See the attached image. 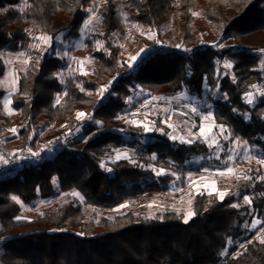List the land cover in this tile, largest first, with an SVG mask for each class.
Listing matches in <instances>:
<instances>
[{"label": "trees", "instance_id": "1", "mask_svg": "<svg viewBox=\"0 0 264 264\" xmlns=\"http://www.w3.org/2000/svg\"><path fill=\"white\" fill-rule=\"evenodd\" d=\"M99 2L25 0L18 9V0H0V51L34 58L36 34L52 39L76 36L86 9ZM127 2L133 20L145 30L155 29L160 20L174 21L179 26L178 49L146 57L132 72L123 73L120 48L109 41L115 29L110 5L103 14L105 50L91 52L94 66L88 74L76 73L61 83L57 71L62 60L46 53L17 74L11 107L25 119L19 130L21 145L46 143L82 129L77 141L82 147L60 150L41 163H18L0 181L1 264H264V244L259 241L245 244L238 255L222 254L229 239L239 235L241 218L232 206L234 196L219 200L196 194L195 214L187 223L172 211L157 216L125 207L117 211L128 202L159 196L175 181L183 184L195 169L192 161L210 156L212 150L201 141H171L166 130L145 134L147 139L141 142L129 141L112 129L137 86L154 95L183 91L202 98L206 84L205 98L213 104L215 122L264 155V98L254 106L244 102L249 88L264 78V0ZM194 14L215 28L221 44H231L224 49L204 46ZM221 60L233 65L231 71L220 65ZM4 72L0 58V80ZM103 86L108 90L102 98L98 92ZM3 95L0 90V101ZM80 112L91 115L92 122L76 119ZM61 120L68 121L69 131L58 127L42 136L33 134L39 122L50 126ZM126 145L138 150L137 160L103 161L107 153ZM153 168L167 174L157 176ZM58 191L78 192L83 202L73 198L56 209L21 218V207L12 199L32 205ZM241 194L259 196L253 206L264 239V180L251 189L244 187Z\"/></svg>", "mask_w": 264, "mask_h": 264}, {"label": "rangeland", "instance_id": "2", "mask_svg": "<svg viewBox=\"0 0 264 264\" xmlns=\"http://www.w3.org/2000/svg\"><path fill=\"white\" fill-rule=\"evenodd\" d=\"M24 4L25 0H18L16 7L18 9H23ZM110 5L115 17V29L110 35L109 41L111 44L120 48L119 64L123 73L132 72L146 57L155 55L158 52L161 53L178 49L177 41L180 37L178 34L179 26H177L174 21L160 20L156 23L155 29L145 30L133 20L127 0H100L96 7L91 6L87 8L93 9L95 11V16L99 17V21L93 19L92 24L89 26L90 30L84 29L85 23L92 15L86 11L85 20L78 34L74 37L66 38L61 35L56 39H51L50 46H47L36 39L43 35L36 34L34 36V45H39V47H34L38 54H36L37 56L34 58H30L24 52L0 51V58L5 63V72L0 80V90L4 91V95L0 101V141H2L5 146L19 148L29 142L21 145L19 130L24 127L25 119L18 115L11 107L12 95L17 91L18 72L24 70L31 60H37L40 55L46 53L50 57H57L62 60L61 66L57 71V77L58 75L61 77L58 78L61 83H64L66 79L73 74H81L79 71L80 65L77 63L78 61H84L83 70L88 74L94 66V58L91 52L105 50L106 40L103 38V14L110 9ZM193 18L196 24L202 29L198 32V36L204 46L224 49L231 44L229 42H224L222 47L218 46L221 43L215 28L199 14H194ZM149 31L154 34L153 39H149L148 36L144 34ZM97 41L101 42L102 47L98 48ZM155 50H157V52H154ZM21 53H23V55H21ZM133 56L137 57L136 61L130 60V57ZM25 60H27L28 63H24ZM130 63L132 67H129ZM226 64H230L231 67H226ZM220 65L227 68L228 71H231L233 67L231 63L225 60H221ZM254 85L264 89V78L261 82ZM105 87L106 86H103L102 88ZM208 91V87L204 84V95L202 98H197L183 91L164 95H154L137 86L132 90V96L127 101L126 110L120 115L118 123L115 124L112 129L120 132V134L129 141L137 139L141 142L146 141L147 138L144 136L145 134L151 133L152 131L163 133L166 130L169 138L172 135L177 137L175 140L170 138L171 141L181 143L180 137L190 139L189 131L198 132L201 124L205 127L220 125L214 120L213 104L205 98ZM250 91L255 95V89H253L252 86L249 88L248 92ZM106 93L107 91L103 96H99L102 98L106 97ZM154 97L156 99H153ZM263 98L264 97L255 95L254 104L250 105L246 103L245 99L244 102L250 106H254ZM6 100L9 101L7 110L5 109ZM186 105L188 107H186ZM192 106L198 109L199 114H193L189 110ZM164 109H168V111L166 112ZM182 112L187 113V115H180ZM133 113L136 115H132ZM169 115H171L170 120L167 119ZM204 115H210L212 119L204 121L202 119ZM90 116L91 115H86V117L79 120L88 121ZM74 117L77 119V114H75ZM133 119L142 124L154 122V127L149 125L150 130L145 132L143 127H138L126 122V120ZM166 120L167 123L164 122ZM67 124L68 121L61 120L48 126L41 121L35 126L33 134L37 132L39 136H42L51 133L58 127H66L65 130L69 131L71 127L67 128ZM193 124L197 127H192ZM169 125H172V127H169ZM12 128L17 129V134H13L9 131V129ZM224 128L227 129L226 126H224ZM214 131L217 133L216 141L219 147L213 145L211 147L212 152L210 156L197 158L192 161L195 169L187 174L183 184L175 181L166 192L159 196H153L141 203L137 201L128 202L125 204L127 205L125 209L143 211L147 216H157L166 211H172L182 215L184 220L185 218L189 220L192 216L188 217L187 214L190 211L192 212V202L196 194H205L210 198L221 200L218 193L226 192L225 196L231 195L235 197L234 204L237 205L236 208L239 210L241 223L239 225L238 237L235 240L229 239L231 243L228 241V247L223 253L226 252L227 254H232L231 256H235L241 253L243 249L241 245H245L249 241H259V239L263 237L261 227L262 221L258 216L257 209L253 206V200H256V198L258 199L259 196L255 198L252 194H241V191L244 187L251 189L256 182L264 180L262 179V177H264V165L257 163V160L264 158V155L248 146L245 142L234 138L228 129L223 135L219 134L218 129H214ZM88 138H90V136H87L85 140ZM29 139H31V136ZM197 141L203 142V138H198L191 143L183 144H192ZM34 144L38 145L39 143L34 142L33 145ZM35 146L36 145L33 147ZM74 147L81 148L82 143H77L76 141L69 149ZM117 151L126 153L129 159H116ZM137 152L138 150L136 148L126 145L122 149H113L111 152L107 153L103 161H135L138 156ZM245 154L252 158L250 160L247 159ZM217 156L219 159H217ZM230 156L232 159H229ZM228 168H232L233 172L228 173ZM219 172H224L225 174L219 175ZM245 176L250 177V179H244ZM189 177H191V180ZM72 193L73 192L64 193L58 191L55 196L44 200L39 199L32 205H26L18 198L21 207L20 217H29L45 210L56 209L73 198L83 202V199L73 196ZM240 195L241 197L239 198ZM244 196H248L251 203H246L243 199ZM189 200H191V204L188 203ZM149 205H152V207H149ZM122 209H124V207H119L117 211H121ZM88 211L92 210L88 208ZM254 221H260L261 223L257 224L256 228H253L252 224ZM231 248H234V252L232 253L230 252Z\"/></svg>", "mask_w": 264, "mask_h": 264}, {"label": "snow or ice", "instance_id": "3", "mask_svg": "<svg viewBox=\"0 0 264 264\" xmlns=\"http://www.w3.org/2000/svg\"><path fill=\"white\" fill-rule=\"evenodd\" d=\"M26 6H30V5H26ZM86 11H88L92 15L90 16V18L85 23L84 29L85 30H90L89 26L92 24L93 19L99 21V17L95 16V11L93 9H86ZM144 34L147 35L149 39H153L154 38V34L151 31H149L147 33H144ZM36 39L40 40L44 45L50 46V41H51L52 38L51 37H48V36H41V37H37ZM97 45H98V48L99 47H102V44L99 41H97ZM218 46L222 47L223 45L220 44ZM33 47H37L38 48L39 45H34ZM141 51H143V50H141ZM21 55H23V53H21ZM130 60L131 61H136L137 60V57L136 56L130 57ZM24 63H28V61L25 60ZM77 63L80 65V68H79L80 73L82 75H86L87 72L83 70L84 61H78ZM225 66L226 67H229V68L231 67L230 64H226ZM129 67H132V64L131 63L129 64ZM58 78H61V77L58 75ZM77 86L79 87V85H77ZM252 87H253V89H255V95H259L260 97H264V89H262V88H260V87H258L256 85H253ZM81 91H84V89L81 88ZM106 91H107V88L106 87L105 88H101L99 90V92H98V95L103 96V94ZM65 95H66V93H65ZM255 95L251 91L248 92V93H246L245 94V97H244L246 103H248L250 105L251 104H254V102H255ZM182 98H184V97H182ZM224 98L225 99L227 98V94H225ZM153 99H156V98L154 97ZM59 102H60V98L58 96L56 103L59 104ZM8 103H9V101L6 100L5 101V109L6 110L8 109ZM186 107H188V106L186 105ZM164 110L166 112L168 111V109H164ZM189 110L193 114H199L198 113V109L195 106L190 107ZM233 111H236V109H233ZM86 115L87 114L86 113H83V112L77 113V119L84 118V117H86ZM132 115H136V114L133 113ZM180 115H187V113H183L182 112V113H180ZM246 118H247V116H246ZM167 119L170 120L171 119V115H169ZM202 119L204 121H207V120L212 119V117L210 115H204L202 117ZM126 122L129 123V124H134V125H136L138 127H143L144 130H145V132H147V131L150 130V126L149 125H151L152 127H154V122H148V123H143L142 124L141 122H138V121H136L134 119L133 120H126ZM164 122L167 123V120L164 121ZM97 123H99V122H97ZM169 127H172V125H169ZM192 127H197V126L195 124H193ZM214 129H218V132L221 135H223L224 133L227 132V129H225L224 126H222V125H212L211 127H205L203 124H201L199 126V131L198 132H191V131H189V137H190V139H185L183 137H180V142L181 143H191L195 139L203 138V142H205L206 144H208L209 147H212L213 145H215L216 147H219V144L216 141V135H217V133H216V131H214ZM9 131H11L13 134H17V129H15V128L9 129ZM170 138L173 139V140L177 139V137L174 136V135L170 136ZM29 152H31V149H29ZM31 155L32 156H39V153L38 152H31ZM245 155H246V158L249 159V160L252 158L251 156H248L247 154H245ZM115 158L116 159H129V157H128V155L126 153H122V152H119V151H117ZM152 159H155V156H153ZM217 159H219L218 156H217ZM229 159H232V157L230 156ZM257 163H259L261 165H264V158L258 159L257 160ZM101 167H104V165L101 164ZM108 170L110 171V169H108ZM152 170L155 172V174L157 176H162V175H166L167 174L164 169H155V168H153ZM227 172L228 173H232L233 172V169L232 168H228L227 169ZM218 174L219 175H224L225 173L224 172H219ZM176 179H180V177L177 176ZM189 179L191 180V177H189ZM244 179H250V177L245 176ZM262 179H264V177H262ZM209 194H211V193H209ZM72 195L75 196V197H78V198L82 199V197H80V194L78 192H73ZM218 195H219V198L222 200L224 198V196L226 195V192H219ZM12 199L14 201H16L17 203H20V201L18 200L17 197L13 196ZM243 199H244V201L246 203H251V200H250V198L248 196H244ZM188 203L191 204V200H189ZM232 206L233 207H237V205H235V204L232 205ZM121 207H127V205H123ZM149 207H152V205H149ZM194 214H195L194 212H191L190 211L187 214V216L188 217H191ZM184 222L187 223L188 222V219L185 218ZM260 223H261L260 221H254L253 224H252V227L253 228H256L257 224H260ZM251 242L252 241H249L248 243H251ZM259 242L262 243V244H264V239H259ZM229 243H231V241H229ZM241 247L243 248L244 245H241ZM222 254L223 255H226L227 253L225 252V253H222Z\"/></svg>", "mask_w": 264, "mask_h": 264}, {"label": "built area", "instance_id": "4", "mask_svg": "<svg viewBox=\"0 0 264 264\" xmlns=\"http://www.w3.org/2000/svg\"><path fill=\"white\" fill-rule=\"evenodd\" d=\"M261 50H256L255 54L259 57H262ZM154 52H157L155 50ZM108 89V88H107ZM89 122H92V117L88 118ZM83 134V130L79 129V131L74 133H69L61 138H52L50 141L42 144H34L30 145L26 144L19 148H10L5 146L2 141H0V181L5 177L8 171L14 168L18 163H41L45 159L53 156L58 151L71 147L76 141L80 139ZM38 152L39 156H32L31 152ZM4 242V238L0 235V253L2 249V245ZM1 264V261H0Z\"/></svg>", "mask_w": 264, "mask_h": 264}]
</instances>
